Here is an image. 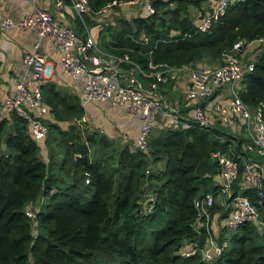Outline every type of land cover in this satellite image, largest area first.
Returning a JSON list of instances; mask_svg holds the SVG:
<instances>
[{
    "label": "trees",
    "instance_id": "obj_1",
    "mask_svg": "<svg viewBox=\"0 0 264 264\" xmlns=\"http://www.w3.org/2000/svg\"><path fill=\"white\" fill-rule=\"evenodd\" d=\"M120 1L134 0H88L90 16ZM149 1L153 14L145 11L147 16L131 21L119 18L114 30L108 26L101 31L109 35L105 53L127 55L145 72H150L149 64L182 68L205 59L220 62L236 43L264 39V0H237L205 32L197 30L196 20L212 11L211 5L201 8L208 0ZM170 4L176 6L169 9ZM190 8L196 11L192 17ZM87 17L83 20L93 27L94 20ZM79 21L75 19L77 29ZM240 53L234 52L237 57ZM252 64L240 93L251 110L264 106V50ZM41 92L52 108L46 139L58 131L63 155L55 174L39 158L40 146L30 139L22 119L12 115L0 121V264H264V237L259 238L257 227L247 224L227 231L226 212L215 211L218 203L212 208V231L195 225L194 201L216 193L219 167L213 155L219 152L237 163L240 174L251 156L235 127L218 122L204 129H162L154 136L151 132L146 153L126 146L114 158L92 160L88 144L93 137L83 139L78 129L85 116L79 99L51 84L42 85ZM63 122L70 124L68 129L58 126ZM98 142L105 144L104 137ZM54 156L53 148L52 166ZM254 161L264 166L263 160ZM158 162H163L162 168L146 174ZM234 188L256 200L254 190H239L238 183ZM146 192L152 200L144 207ZM38 197V203L43 201L33 235L25 209ZM213 232L230 238L221 257L207 263L198 255H183L186 245L200 247Z\"/></svg>",
    "mask_w": 264,
    "mask_h": 264
},
{
    "label": "built area",
    "instance_id": "obj_2",
    "mask_svg": "<svg viewBox=\"0 0 264 264\" xmlns=\"http://www.w3.org/2000/svg\"><path fill=\"white\" fill-rule=\"evenodd\" d=\"M26 1L31 8L20 20L0 21V33H10L15 29L31 31L37 40L22 58L24 70L13 73L14 90L0 104V121L9 119L12 115L22 119L26 123L30 139L36 144L43 143L49 135L45 118L51 108L43 102L41 92V86L53 77V64L40 51L41 44L46 42L59 55L62 73L71 82L82 83L83 104L122 107L140 121L135 143L142 152L148 151L149 136L156 124H165V128L172 131L186 130L193 125L204 129L218 122L235 127L237 133L246 140L245 148L251 156L240 174L237 163L219 152L213 155L219 167V182L216 193H209L194 201L195 225L212 231V208L216 199H220L221 210L226 212L227 231L236 232L243 225L252 224L256 227L258 224L264 234V166L254 161V158L264 161V106L261 104L250 109L253 113L252 122L249 108L240 98V93L244 91L241 86L244 75L253 71L252 63H243L234 54L241 50L242 42L236 43L231 52L223 54L220 66H190L184 69L188 76L184 94L190 106L187 110H180L169 103L162 89L168 83L173 68L149 64L150 72H145L127 56L101 57L95 40L89 33L83 37L77 33L72 22L61 23L60 19L65 17L68 10L73 11L78 19L90 16L92 13L88 0H69V3L51 0L55 12L37 7V0ZM139 1H142V7L148 14L154 13L149 0H134L113 2L94 16L104 20L112 9L133 6ZM229 5V0H220L212 5V11H206L201 20H196L197 30L208 31L212 21L217 22ZM125 66L128 69H123ZM145 79L149 82L144 83ZM221 91L228 92L226 97L222 96ZM239 120L241 125L246 126L242 133H239L240 128L237 127ZM85 122L83 117L79 124ZM146 174H149V170ZM88 182L86 180L85 183ZM236 183L239 190H254L256 200H251L239 191L235 193ZM151 200L149 198L148 202ZM37 212L38 210H25L32 222H35ZM229 242L230 238L214 233L206 238L202 246L190 243L182 249V253L186 257L198 255L204 262L210 263L228 250Z\"/></svg>",
    "mask_w": 264,
    "mask_h": 264
},
{
    "label": "crops",
    "instance_id": "obj_3",
    "mask_svg": "<svg viewBox=\"0 0 264 264\" xmlns=\"http://www.w3.org/2000/svg\"><path fill=\"white\" fill-rule=\"evenodd\" d=\"M215 2L213 0H208L205 3L201 4V8L207 10L209 5H214ZM37 7H40L46 11L55 12L54 8L52 7L51 0H37L36 1ZM31 8L30 4L26 0H0V21L5 19H12L14 21L20 20L25 12ZM84 17V16H83ZM80 19V25L78 24V29L76 28L77 32L82 34L89 33L93 39L95 40L97 49L104 56H109V54L105 53L102 47L104 42H102V38L105 41H109L108 38L105 37L104 33L101 35V31L104 30L105 26H107V21L100 20L99 17L96 16H88L87 18L92 23L94 20L95 25L87 26L85 21ZM77 17L74 15L73 11L68 10L66 11L65 17L61 18L62 24H69L75 23V19ZM107 18V17H106ZM116 21L114 22V26ZM75 26V24H74ZM82 26V27H81ZM115 27V28H116ZM118 29V28H117ZM101 38V40H100ZM37 42L36 37L33 35L31 31H23L20 29H15L10 33H0V102L2 103L5 98L10 96L14 90V81L12 79L13 73H21L24 70V66L22 63V58L26 52H29L33 45ZM102 42V46H101ZM101 48L103 50H101ZM40 51L44 54L48 61L53 64V77L47 80L45 84L53 85L57 91L66 93L72 96H75L79 99L81 106L85 111V120L89 122L90 120H102L104 123L106 121H116L117 122V129L119 127V138L122 140L125 138V135H128L131 141L136 145L135 139L139 130L140 121L130 115L124 108L118 107L116 109L109 108L103 104H83L82 96H83V86L80 82H71L70 79L62 73L60 64H59V55L57 52L48 45V43L43 42L41 44ZM111 56V55H110ZM127 56V55H124ZM128 57V56H127ZM129 59V57H128ZM218 63H222V59L220 62L217 60L215 62L208 63L207 66L202 65V63L196 64L194 67H217L219 66ZM187 67L182 68H173L169 81L166 85H164L163 92L166 96L169 103L172 106L179 108L180 110H187L189 108V104H187L184 91L185 86L188 81V76L184 69ZM123 69H127L123 67ZM148 79L144 80V83H148ZM43 97V94H42ZM43 102L49 106L43 97ZM50 107V106H49ZM51 108V107H50ZM52 112V108H51ZM51 112L45 118L46 125L49 122H53ZM119 112V113H118ZM84 123V124H85ZM83 124V125H84ZM70 124L67 122L58 123V126L65 130V127L69 126ZM79 125V124H78ZM160 130L162 127H165L161 124L156 126ZM117 135L116 130L114 131ZM124 133V135H123ZM112 135V134H110ZM118 136V135H117ZM120 142V141H119ZM47 142L44 141L43 143H38L37 145L40 146L39 150V158L44 163V165L48 166V168H52V172H55V166H52V160L49 158L53 146L46 144ZM121 150V149H120ZM46 151V156H45ZM57 154V159L54 158V162H56L59 158H62V154L59 152H55L54 155ZM215 233V232H214Z\"/></svg>",
    "mask_w": 264,
    "mask_h": 264
},
{
    "label": "rangeland",
    "instance_id": "obj_4",
    "mask_svg": "<svg viewBox=\"0 0 264 264\" xmlns=\"http://www.w3.org/2000/svg\"><path fill=\"white\" fill-rule=\"evenodd\" d=\"M163 1H169V0H163ZM213 1L215 3H217L220 0H213ZM229 1H230V5H231L232 3L236 2L237 0H229ZM175 6H176V4H170L168 6V8L173 9ZM145 11H146L145 8L142 7V1H139L137 4H135L133 6H124V7L112 9L111 14L105 19L107 21V26H105L104 29H106L108 26H111V27H114L113 28V30H114L115 26H116V25L114 26V22L117 21L119 18L122 19L123 21H125V20L131 21L133 18H136L138 16L139 17L147 16ZM195 12L196 11H194L192 8L189 9V14H191V17L194 15ZM117 23H118V21H117ZM107 33L105 32L104 35L106 38L109 39V35ZM100 40H101V38H100ZM102 42L108 43L107 41L103 40V38H102ZM102 42H101V46H102ZM102 48H101V50H103ZM263 50H264V39H262L261 41H256V42H252V43H248V44H242L241 50H240L241 53L239 54L238 57L240 60L243 61V63H253L260 56V54L262 53ZM200 63H202V65H204V66H207L209 61L205 59L204 61H202ZM241 86H242V88H244L245 84L242 83ZM238 89H239V87L236 88V90H238ZM221 94H222V96L226 97L228 92L221 91ZM184 97H185V94H184ZM188 106H190V105H188ZM114 109H116V108H114ZM249 113L251 116V121L253 122V113L250 109H249ZM116 125H117L116 121H109V120L106 121L105 123L102 120H97V121L90 120L89 122H87L84 125H79L78 129H79V132H80L83 139L86 137H93L92 142L88 144L89 153H90V157L92 160H94L96 158H100L101 156H104L105 158H107V157L114 158L119 153L120 149H123L126 146L131 151L135 150L136 145L131 141V139L129 138L128 135H125L124 136L125 138L121 142V138H119L120 132L118 131L119 127L117 129ZM164 125L165 124H163V126ZM156 126H159V124H156L153 126V128L151 130L152 136L155 135V131L160 130ZM237 127L240 128L239 133H242L246 129L245 125H241L240 120H239V124H237ZM220 128L223 129L221 126H220ZM66 129H68L67 126L65 127V130ZM162 129H166V128L162 127ZM115 130H116L118 136L116 134H114ZM226 130L230 131L231 129L226 128ZM73 132L76 133V130H73ZM110 134H112V135H110ZM123 135H124V133H123ZM150 135H151V133H150ZM100 137H104L105 144L102 145V142H98V139H100ZM58 141H60V138L58 135V131H55V130H54V136H50L48 139H46V142L51 144L54 147V153L60 152L63 155V149H61L59 147ZM107 142H109L108 145H106ZM45 156H46V151H45ZM54 157L57 159L58 158L57 154ZM59 159H61V158H59ZM58 160L56 162H54V164H53V166L56 167L55 174H57V171H58L57 170ZM156 165H157V167H155V168L153 166L149 167V169H148L149 173L154 172V170H156V168L161 169L163 166V162H158ZM214 180H215V182H219V179L217 177ZM148 197L150 198L151 194L149 192H146L144 197L141 199L142 202H145L144 207L149 200ZM38 201H39V197L36 199L35 202H33V205L27 206V208L25 210H30V211L36 212L38 209L41 208L40 206L42 205V202L38 203ZM44 202L47 203L48 200L45 199ZM217 203L219 204V206L215 207V211L219 210V214H220L221 213L220 199H216L215 204H217ZM256 227H257L256 228L257 234L259 235V238L262 239L264 237V234H263L262 230H260L258 228L259 227L258 224L256 225ZM31 229H32L33 235H36L37 227H36L35 222L31 221Z\"/></svg>",
    "mask_w": 264,
    "mask_h": 264
},
{
    "label": "water",
    "instance_id": "obj_5",
    "mask_svg": "<svg viewBox=\"0 0 264 264\" xmlns=\"http://www.w3.org/2000/svg\"><path fill=\"white\" fill-rule=\"evenodd\" d=\"M12 128V125H10V129ZM263 207H264V203H263Z\"/></svg>",
    "mask_w": 264,
    "mask_h": 264
}]
</instances>
